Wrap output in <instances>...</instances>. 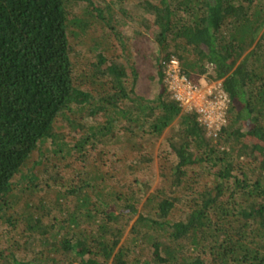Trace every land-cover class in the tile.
<instances>
[{"label": "trees", "instance_id": "1", "mask_svg": "<svg viewBox=\"0 0 264 264\" xmlns=\"http://www.w3.org/2000/svg\"><path fill=\"white\" fill-rule=\"evenodd\" d=\"M0 264H264V0H0Z\"/></svg>", "mask_w": 264, "mask_h": 264}, {"label": "built area", "instance_id": "2", "mask_svg": "<svg viewBox=\"0 0 264 264\" xmlns=\"http://www.w3.org/2000/svg\"><path fill=\"white\" fill-rule=\"evenodd\" d=\"M166 80L173 96L179 101L183 110L194 109L197 119L204 124L209 135L216 136L217 131L225 124L228 97L217 81L206 94H200L198 84H192L180 72L178 61L172 58L166 67Z\"/></svg>", "mask_w": 264, "mask_h": 264}, {"label": "rangeland", "instance_id": "3", "mask_svg": "<svg viewBox=\"0 0 264 264\" xmlns=\"http://www.w3.org/2000/svg\"><path fill=\"white\" fill-rule=\"evenodd\" d=\"M148 35L145 34V38L142 39H137L134 43V51L136 52L137 56V62H138V69L140 72V79L138 81V87L137 91L141 94H146V95H151L154 90L152 87H149V82H148V75L154 70L152 68L151 63L152 61L149 59L148 55L152 53L154 50V45L149 43V40L147 39ZM208 74H203L200 75L198 78V90H200V94H206L207 91H209L210 85H213L217 81H208L209 79L207 78ZM161 141V140H160ZM158 142L156 144V151L155 154H157V151L160 150L158 149L157 146L161 144V142ZM155 176H154V182L153 185L157 183L158 177H157V156L155 155Z\"/></svg>", "mask_w": 264, "mask_h": 264}]
</instances>
